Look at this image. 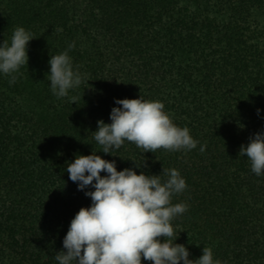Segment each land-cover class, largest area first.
<instances>
[{"label": "trees", "instance_id": "1", "mask_svg": "<svg viewBox=\"0 0 264 264\" xmlns=\"http://www.w3.org/2000/svg\"><path fill=\"white\" fill-rule=\"evenodd\" d=\"M17 26L34 39L15 82L0 75V264H57L90 204L65 164L101 151L92 132L114 98L139 96L162 102L196 148L143 153L125 141L96 154L117 171H179L186 188L171 203L188 207L172 226L189 259L209 247L222 264H264V175L238 153L264 126V0H0V41ZM69 43L88 82L57 98L47 61Z\"/></svg>", "mask_w": 264, "mask_h": 264}, {"label": "clouds", "instance_id": "2", "mask_svg": "<svg viewBox=\"0 0 264 264\" xmlns=\"http://www.w3.org/2000/svg\"><path fill=\"white\" fill-rule=\"evenodd\" d=\"M32 39L29 31L17 26L10 40L0 41V75L9 76V84L16 80L14 73L27 65V46ZM73 47L69 43L67 49L49 56L47 61L49 89L57 98L67 97L70 90L88 82L87 73L75 67L68 54ZM114 104L119 107L111 108L110 122L97 120L92 132L101 147L97 152L111 155L125 141L142 148L143 153L158 148L168 151L196 148L198 141L190 130L173 123L162 102L139 96L114 98ZM204 149L201 145L200 151ZM97 152L75 154L65 164L69 180L90 198V204L81 207L70 220L62 239L63 251L54 256L57 264H141L142 258L151 264H222L209 247H203L198 258L189 259L185 245L175 243L179 232H174L172 221L188 207L184 203H171L172 196L186 188L178 170H165L166 179L143 171L137 174L134 168L141 165L135 164L117 171L115 160L103 159ZM238 153L247 157L252 173L264 175V126L248 138L246 145H240Z\"/></svg>", "mask_w": 264, "mask_h": 264}]
</instances>
